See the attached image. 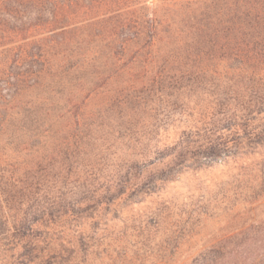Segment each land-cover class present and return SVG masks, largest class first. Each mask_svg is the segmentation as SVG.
Segmentation results:
<instances>
[{"label":"rangeland","instance_id":"1","mask_svg":"<svg viewBox=\"0 0 264 264\" xmlns=\"http://www.w3.org/2000/svg\"><path fill=\"white\" fill-rule=\"evenodd\" d=\"M257 1L0 0V214L85 210L49 264H189L212 246L199 264H264V66L230 55L264 38ZM212 124L263 133L195 149ZM21 251L0 243V264Z\"/></svg>","mask_w":264,"mask_h":264},{"label":"trees","instance_id":"2","mask_svg":"<svg viewBox=\"0 0 264 264\" xmlns=\"http://www.w3.org/2000/svg\"><path fill=\"white\" fill-rule=\"evenodd\" d=\"M51 0H46V2ZM46 2H44L46 4ZM53 2V1H52ZM258 6L254 9L250 5L252 10L247 13L248 17H252V20L255 23L263 24L264 25V0H258ZM251 13V15H250ZM244 51V52H243ZM242 56H238L236 54L242 53ZM234 55L232 59L233 63H237L239 65L245 66H264V38L257 39V40H250L246 43L239 42L234 44L232 47L231 54ZM249 64V65H248ZM231 119L230 117L228 118ZM234 125V126H233ZM246 122L237 124H231L230 127L233 129H241L243 133L246 131ZM264 127V125L262 126ZM228 124L222 126H216L212 124L209 128L205 129L202 137L195 140L196 145L194 146L195 149H207L213 152L221 151L229 141L233 143L232 146L234 149H240L243 142L247 143H254L258 145V141L260 139V135L262 130L256 131L253 139H238L236 137L235 132H227L226 140L224 136V131H228ZM246 135V133H244ZM200 137V136H199ZM259 137V138H258ZM258 140L255 142V140ZM228 155V154H225ZM182 156L181 153L177 155L175 161H177ZM233 156H236L233 154ZM232 156V157H233ZM234 158V157H233ZM160 187V186H159ZM154 189V188H153ZM160 188H155V190H151V193H157L160 195ZM19 214H9L4 215L0 214V225L2 226V230L0 231V243L7 244L9 246L18 244L21 246V264H49L50 258H60V254L57 252L52 253L51 255L45 256L42 252V248H46L47 246L52 247L54 242H59L60 244L69 242L66 238H62L60 235L68 230H72L70 227L77 226V224L73 223L76 219L75 216L82 215L85 213V210H79L80 206L76 208L75 204L71 201H66L64 199L59 200H51L47 203L39 202L36 203L35 200H17ZM163 204H160L161 209H157L159 212L157 213L158 218H149L146 221V226H142L145 231H148L150 227L155 228L161 222V215L164 213L163 208H166ZM78 209V211L76 210ZM74 213H71L73 212ZM78 220V219H76ZM155 226V227H154ZM77 230V229H76ZM55 234L57 236H55ZM80 246H83V239H77ZM41 252V254H35V251ZM162 251V253H167L168 248L162 247L159 248L158 251ZM171 251V250H170ZM222 248L220 246H212L207 249L200 251L189 264H199V261L205 260L207 258H212L221 255ZM50 252H48L49 254ZM162 257H165L162 254Z\"/></svg>","mask_w":264,"mask_h":264}]
</instances>
